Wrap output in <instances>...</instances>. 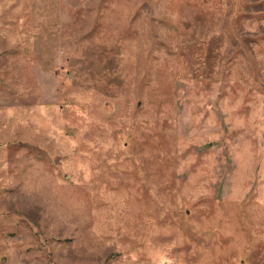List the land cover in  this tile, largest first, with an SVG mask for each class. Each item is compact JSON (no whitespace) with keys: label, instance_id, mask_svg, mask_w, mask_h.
Returning <instances> with one entry per match:
<instances>
[{"label":"rangeland","instance_id":"rangeland-1","mask_svg":"<svg viewBox=\"0 0 264 264\" xmlns=\"http://www.w3.org/2000/svg\"><path fill=\"white\" fill-rule=\"evenodd\" d=\"M0 264H264V0H0Z\"/></svg>","mask_w":264,"mask_h":264}]
</instances>
